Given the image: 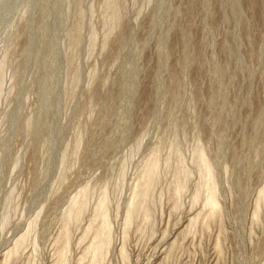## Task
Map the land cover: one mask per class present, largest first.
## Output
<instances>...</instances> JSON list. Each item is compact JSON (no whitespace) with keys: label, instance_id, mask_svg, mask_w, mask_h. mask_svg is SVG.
I'll return each mask as SVG.
<instances>
[{"label":"rangeland","instance_id":"rangeland-1","mask_svg":"<svg viewBox=\"0 0 264 264\" xmlns=\"http://www.w3.org/2000/svg\"><path fill=\"white\" fill-rule=\"evenodd\" d=\"M251 1L0 0V264H264Z\"/></svg>","mask_w":264,"mask_h":264},{"label":"bare ground","instance_id":"bare-ground-1","mask_svg":"<svg viewBox=\"0 0 264 264\" xmlns=\"http://www.w3.org/2000/svg\"><path fill=\"white\" fill-rule=\"evenodd\" d=\"M257 2V3H256ZM252 3V4H251ZM251 5H254L255 8L258 9V1L255 0V2L251 1L250 2ZM253 6V7H254ZM252 7V8H253ZM200 158V161H202V164L204 166V170L206 171L205 174H207V181L210 180L211 178V175H210V171H209V168L207 167L206 163L204 162V159H203V156L202 154L199 152L198 153V156ZM201 164V163H200ZM204 172V171H203ZM153 177H154V168H149V171L147 173V180L145 182V185L146 186H150L152 180H153ZM210 182V181H209ZM211 188V187H210ZM209 188V189H210ZM147 189V188H146ZM209 192V190H208ZM214 191L213 189L211 188V191L209 192L207 198L205 199V205L206 207H208V210H209V215H210V218L213 217L216 213H217V203H216V199H215V195H214ZM141 208V207H140ZM139 211V210H138ZM196 215H194L193 217L189 218L188 219V223H193V221L196 219ZM193 220V221H192ZM192 221V222H191ZM107 220L105 217H102L101 219V227H100V230H97L96 232V236H95V239L96 241L94 242V244L90 247V250H91V253H92V264H96L97 263V258H98V254H99V251L101 249V247L106 244L108 242V232H107ZM179 230V229H178ZM182 231V230H181ZM180 232V231H178ZM181 233V232H180ZM92 242V241H91ZM85 254V253H84ZM263 261V260H262ZM261 263V262H260ZM263 264V263H262Z\"/></svg>","mask_w":264,"mask_h":264}]
</instances>
